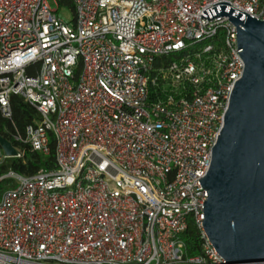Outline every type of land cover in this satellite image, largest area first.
<instances>
[{"label": "built area", "instance_id": "built-area-1", "mask_svg": "<svg viewBox=\"0 0 264 264\" xmlns=\"http://www.w3.org/2000/svg\"><path fill=\"white\" fill-rule=\"evenodd\" d=\"M47 1L0 0V113L18 96L40 115L0 166L24 146L49 156L51 139L56 162L0 174V264H227L199 181L244 63L229 18L201 14L226 3L264 20V0Z\"/></svg>", "mask_w": 264, "mask_h": 264}, {"label": "water", "instance_id": "water-1", "mask_svg": "<svg viewBox=\"0 0 264 264\" xmlns=\"http://www.w3.org/2000/svg\"><path fill=\"white\" fill-rule=\"evenodd\" d=\"M226 16L236 26L244 68L199 181L207 193L202 229L227 264H264V20L226 3L201 14L208 21ZM0 148L8 158L17 153L2 137Z\"/></svg>", "mask_w": 264, "mask_h": 264}, {"label": "trees", "instance_id": "trees-1", "mask_svg": "<svg viewBox=\"0 0 264 264\" xmlns=\"http://www.w3.org/2000/svg\"><path fill=\"white\" fill-rule=\"evenodd\" d=\"M73 8V4H69ZM12 116L10 120L4 119L0 113V137L11 142L15 130L20 135H24L25 127L31 125L34 121L40 120L39 113L21 97L12 96L10 99ZM55 146L53 139L50 140V154L43 158L37 153L32 152L27 146H24V155L20 159H6L0 166V174L7 171H13L18 175L32 176L40 170H53L56 168ZM7 182L0 183V194ZM187 255L192 257L200 254L202 239L199 230L193 221H189L186 231L181 235Z\"/></svg>", "mask_w": 264, "mask_h": 264}, {"label": "rangeland", "instance_id": "rangeland-1", "mask_svg": "<svg viewBox=\"0 0 264 264\" xmlns=\"http://www.w3.org/2000/svg\"><path fill=\"white\" fill-rule=\"evenodd\" d=\"M47 3L52 9H56V3L54 0H48ZM71 9L72 7L67 3L59 4V15L66 22H69L72 19Z\"/></svg>", "mask_w": 264, "mask_h": 264}]
</instances>
